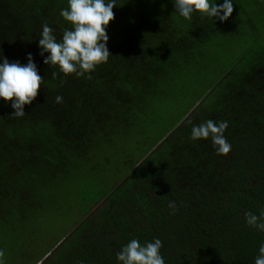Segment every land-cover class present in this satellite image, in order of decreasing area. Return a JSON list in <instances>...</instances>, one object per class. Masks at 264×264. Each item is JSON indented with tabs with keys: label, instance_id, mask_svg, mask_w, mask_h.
Masks as SVG:
<instances>
[{
	"label": "trees",
	"instance_id": "1",
	"mask_svg": "<svg viewBox=\"0 0 264 264\" xmlns=\"http://www.w3.org/2000/svg\"><path fill=\"white\" fill-rule=\"evenodd\" d=\"M232 4L221 22L198 12L185 19L173 0H115L111 55L78 77L44 64L39 47L45 23L58 42L71 30L60 15L68 0H0V64L25 66L31 54L44 78L21 118L0 99L5 255L74 196L76 222L34 264H120L116 253L132 239L156 238L165 264H255L264 232L244 214L264 210V0ZM170 105V123L126 164V140L150 141L154 112ZM207 120L228 122L227 155L211 138H190ZM110 150L123 155L121 178L103 169Z\"/></svg>",
	"mask_w": 264,
	"mask_h": 264
},
{
	"label": "clouds",
	"instance_id": "2",
	"mask_svg": "<svg viewBox=\"0 0 264 264\" xmlns=\"http://www.w3.org/2000/svg\"><path fill=\"white\" fill-rule=\"evenodd\" d=\"M175 10L185 19L190 20L193 13L202 16L216 17L221 22L228 20L233 12L232 0H224L222 5L211 4L210 0H173ZM115 0H68L67 8L60 12L65 21L71 24V30L65 29L62 40L58 42L52 34L53 29L47 23L43 25L39 47L41 56L49 53L44 64L59 68L65 76L75 73L78 77L91 73L95 68L106 63L111 55L106 47L109 39L106 28L114 20ZM221 13H223L221 15ZM28 63L22 66L19 62L9 63L4 58L0 64V99L12 101L14 112L11 116L21 118L25 115L24 106L30 105L36 99L43 82L38 74L31 54ZM53 77L56 73L53 72ZM91 79V76H87ZM56 103H62L63 97L57 95ZM228 128L227 121L206 122L193 126L192 140L209 139L217 155H227L231 151V144L224 136ZM169 207L175 210V203L169 202ZM244 219L249 227L264 232V210L257 216L252 212H245ZM162 241L158 238L146 242L143 246L138 239H132L116 253L120 264H165L160 253ZM5 253L0 250V264H3ZM255 264H264V244L258 249Z\"/></svg>",
	"mask_w": 264,
	"mask_h": 264
},
{
	"label": "rangeland",
	"instance_id": "3",
	"mask_svg": "<svg viewBox=\"0 0 264 264\" xmlns=\"http://www.w3.org/2000/svg\"><path fill=\"white\" fill-rule=\"evenodd\" d=\"M231 47L232 46H230V48ZM231 51L236 52L237 48H234ZM174 106L175 105H170V107L162 106L158 111L154 112L156 119L150 120L148 128L150 141L147 140V133L138 134L137 136H132L126 140L127 149L125 152H128L129 150L130 154V156L126 158V164L129 163V160L133 159L147 148V146L151 142V137L155 132H160L162 128L167 125L169 121H165L168 120V117L165 114L168 113V110L171 111ZM181 106L182 103L176 104L175 107L179 110ZM159 119L162 120L160 123H158ZM116 148L119 153L121 148ZM111 150L109 160L103 158V169L109 172L111 179H118L119 177L121 178L124 176V167L126 166V164H123L122 162L123 155L119 154V156H121L120 160L119 156L118 159H115L114 150L113 152ZM77 212V203L74 196H71L66 200L64 199L58 212L53 213L46 218L43 217L42 222L38 224L35 230L30 233L31 236H28L25 239L22 238L18 240L17 245L15 247H12L7 252V255H4L3 264H34L36 260L43 257L49 250H51L52 252V250L54 249V244L65 233L71 230L73 224L77 220ZM49 254L45 255L42 258V261L45 260V258Z\"/></svg>",
	"mask_w": 264,
	"mask_h": 264
}]
</instances>
